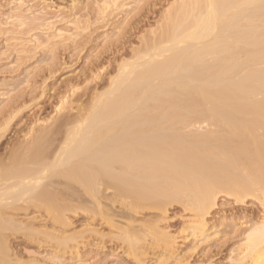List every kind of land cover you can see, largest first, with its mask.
I'll return each instance as SVG.
<instances>
[{"label": "bare ground", "instance_id": "obj_1", "mask_svg": "<svg viewBox=\"0 0 264 264\" xmlns=\"http://www.w3.org/2000/svg\"><path fill=\"white\" fill-rule=\"evenodd\" d=\"M99 1L106 7L97 3L91 10L99 27L111 22L106 19L109 15L126 21L120 33H114L117 38L106 52L109 57L119 53L123 43L145 32L136 36L139 47L127 48L130 59L118 64L108 89L93 93L88 106H72L81 94L65 85L62 93L68 100L63 98L62 103L69 106H55V115L43 123L37 114L46 107L20 106L22 95L10 97L0 108V139L11 124H23L14 127L15 148L0 155L2 261L11 262L14 253L9 249V237L21 230H15L19 225L12 215L34 205L38 210L44 207L54 222L68 221L65 215L75 209L65 200L75 201V195L57 185L75 187L77 183L90 203L99 207L101 198L112 201L113 197L123 204L129 198L123 205H129L134 213L147 209L149 200L179 202L184 196L188 208L196 212L197 220L188 225L194 236L202 235L207 227L205 216L218 192L235 197L236 202L250 196L261 215H251V228L246 227L244 237L246 247L239 259L251 255V264H264V0H131L134 7L129 12L117 10L125 8L127 4L122 2L127 0ZM107 2L114 8L108 10L109 15ZM75 7H69L64 15L57 11L60 17L56 16L62 19L57 23L91 15L89 9ZM71 22L67 20L66 25ZM51 23L48 25L54 26ZM49 26L47 30H51ZM26 110L32 113L23 121ZM203 124L208 125L207 132L201 128L202 133L194 132L195 126ZM109 191L112 197L108 198ZM20 226L39 233L31 229L33 224L24 228L20 222ZM158 231L160 241H155L163 243L166 250L173 249L174 239ZM68 239L61 237V244Z\"/></svg>", "mask_w": 264, "mask_h": 264}, {"label": "rangeland", "instance_id": "obj_2", "mask_svg": "<svg viewBox=\"0 0 264 264\" xmlns=\"http://www.w3.org/2000/svg\"><path fill=\"white\" fill-rule=\"evenodd\" d=\"M96 4L100 8L105 6L99 0L97 2H92V0H21V2L20 0H0V108L4 106L8 99L10 100V97L16 99L15 97L22 95V99L19 100L22 104L20 106L46 107L45 112L37 114L39 120H41L40 122L43 123L49 121V118L55 115V106L62 104L69 106V104L67 105L68 102L62 103V101L68 100L64 98L65 94L62 93V88L64 89L65 85L72 86L75 92L81 94L80 99L73 102L72 106H88L91 103L90 97L93 93L99 94L108 89L109 79L116 75L118 64L122 60L129 61L130 55L128 54L131 48L140 46L138 37L145 34V32H142L143 34L138 33L136 35L138 37L135 36V39L131 40L132 42L123 43L122 48H119L120 54L117 52L111 55L112 58L109 57L110 55H107L106 52L110 49L113 40L115 42L116 35L121 31L120 29L125 27L124 23L126 21H121L120 16L115 20L109 15L108 10L110 12L114 8H112L111 3L107 2L110 9L107 8L109 16H106V19H110L111 22H108L111 25L109 23V26L108 24L104 25L100 22L99 27V24L95 22L98 17L94 11H91L95 9ZM122 4L127 5H125V8H117L118 12L119 10L129 12L134 7L131 0L123 1ZM132 4L133 6H131ZM72 5L73 7L76 6L75 8H81L82 6L85 11L86 8L89 9L87 11H91V15L85 16V19L75 17L78 21L80 20L79 22L72 17L63 19L65 23L59 25L58 23L62 21L59 18L60 13L61 15L68 14L67 9L69 11ZM57 11L61 12L56 13ZM58 14L59 17L56 16ZM50 16L52 17L51 21L49 20ZM56 17L59 19L57 20ZM117 19L119 23H117ZM67 20H72L74 23L71 22V25H66ZM50 23L54 26L50 27L48 25ZM153 24L151 23L150 26L154 27L155 24ZM48 26L51 30H47ZM96 28L97 30H95ZM92 29L95 30L94 33L91 32ZM59 30L61 31L58 33ZM127 48H130L129 52ZM116 56L118 57L116 58ZM49 70H52V72ZM83 78L85 79L83 80ZM31 113L28 110L24 111L25 118L23 117L22 120L25 121L26 116ZM20 123L11 124L10 130L4 135L5 137L0 139L2 140L0 141V155H8L11 149L15 148L12 136L15 130L23 125L22 122ZM207 127V124L200 127L197 125L193 130L194 132L200 133L202 131L205 133ZM210 128L209 131L212 128L214 130V127ZM57 187L64 189L66 192L69 189L68 192L75 195V201L65 200L66 204L74 205V208H71L75 209V212L69 211L65 215L68 221L63 217V219L65 218L64 222L60 219L54 222V219H50L44 213V207H39L40 210H38V207L34 205L32 206L34 209L31 206L28 208L27 211L29 212L25 210V212L19 211L21 213L13 214V221L19 225L15 230L18 227L21 230L13 231V235L9 237L11 247L9 249L11 254L14 253L9 257L11 260L9 264H251V255L245 257L244 260L239 259L246 247L244 237L248 232L246 227L251 228V215L256 217V214L261 215L259 209L255 207L257 206L256 201L253 199L252 201L250 196L244 202H236L235 197H226L224 192H218L215 207L213 206L209 215L205 216L207 217L205 219L207 227L203 229L202 235L195 234L194 236L191 235L194 230H190L188 225L195 222L197 216L196 212L188 208L190 205L188 200L183 199L184 196L179 199V202L178 199L164 201L163 203L149 200L146 205L151 203V206L148 205L147 209V206L137 209L138 212L134 213L132 209L130 210L129 205L124 206V203L127 202L126 204H128V201H130L129 198L124 199L126 202L121 199L124 205L120 204L122 203L119 202L120 199H118V202L117 199L116 202L113 201L112 192L110 191L107 192V197H112V201L110 198L109 200L101 198L102 202L98 207L93 202V204L90 203L87 197H83L82 189L78 187L77 183L75 187L64 183L57 185ZM157 204L162 206L159 208ZM105 218L114 225L109 226L110 223H108L109 225L106 224L108 220L106 219L104 222ZM110 219L114 222H111ZM31 221H34V223H31ZM20 222L24 225L22 226L24 228L33 224V226H30L31 229H38L39 233H32L30 229L29 231L22 230ZM25 223H30V225L27 226ZM184 228H188V230H184ZM156 231H164L174 239L173 249L166 250L162 245L163 243H157L160 236L157 237ZM240 231L241 233H239ZM44 232L46 235H44ZM47 233L49 234L47 235ZM51 234L54 235L51 236ZM64 236L70 237V239L61 244L60 238ZM130 242H133V246L128 245ZM2 260L4 259L0 256V264H5L6 260L5 262Z\"/></svg>", "mask_w": 264, "mask_h": 264}]
</instances>
